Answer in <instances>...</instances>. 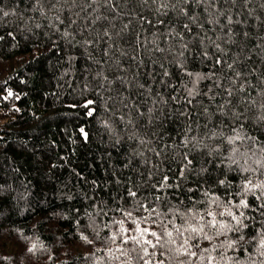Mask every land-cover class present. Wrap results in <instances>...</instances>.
Returning a JSON list of instances; mask_svg holds the SVG:
<instances>
[{
  "label": "trees",
  "instance_id": "obj_1",
  "mask_svg": "<svg viewBox=\"0 0 264 264\" xmlns=\"http://www.w3.org/2000/svg\"><path fill=\"white\" fill-rule=\"evenodd\" d=\"M113 3L121 14L114 28L109 21L116 14L103 6L100 13L108 20L93 25L86 0H0V264H107L100 258L115 246L105 241L110 233L104 225L119 215L117 207L132 203L129 187L140 197L167 196L176 204H187L188 196L202 199L203 189L225 199L231 193L238 202L234 194L251 175L228 167L230 146L222 138L207 139L204 125L223 126L225 135H234L235 127L264 142V0ZM217 16L218 24L208 23ZM105 28L111 40L98 38ZM210 41L220 44L223 60H237L235 70L242 73L233 86V70L226 64L215 69L223 86L233 88L230 98L206 78L217 54ZM185 70L205 76L196 84L199 95L188 96L195 78ZM185 136L203 139L207 147H184ZM217 146L219 153L212 151ZM249 148L258 144L245 141L241 151ZM184 152L193 171L180 180ZM164 175L173 187L156 192L152 185ZM247 200L250 208L241 209L247 227L240 234L250 242L228 250L221 264L264 261L257 252L264 234V209L258 206L264 200L252 194Z\"/></svg>",
  "mask_w": 264,
  "mask_h": 264
},
{
  "label": "snow or ice",
  "instance_id": "obj_2",
  "mask_svg": "<svg viewBox=\"0 0 264 264\" xmlns=\"http://www.w3.org/2000/svg\"><path fill=\"white\" fill-rule=\"evenodd\" d=\"M59 2V0H57ZM76 0H73L75 3ZM147 2V0H145ZM155 2V0H154ZM179 2V0H178ZM188 0H184L187 3ZM211 4L215 0H197V3ZM234 2V0H233ZM97 5V7H93ZM100 6L105 7L111 12L115 13L116 16L113 17L112 21H109V26L115 27V18L119 17L121 14L117 11V6L114 5L113 0H86V7L84 11L90 17L91 23L94 25L98 21L108 20L107 15H102L100 13ZM162 7H167L163 4ZM175 7V6H173ZM87 9H91L88 13ZM159 11V9H157ZM207 11V8L205 9ZM187 15V13H184ZM5 16L8 15L7 12L4 13ZM212 14L209 13V16ZM223 15V12L218 14ZM79 16V13H77ZM218 16L215 20L209 19L208 23H219ZM59 19V17H57ZM195 21L196 17H192ZM62 22V21H61ZM151 23V21H147ZM163 21H161L162 23ZM72 23H76L75 20ZM131 23V21H129ZM233 20L231 16L227 17V24L231 25ZM128 24L123 27L128 28ZM186 30L190 31L188 24L183 26ZM221 27H224L221 25ZM67 35V33H65ZM119 35V33H117ZM246 36L247 33H244ZM232 29H228V39L231 40ZM98 38H106L111 40V33L108 28L103 31L102 37L98 34ZM220 39V37H217ZM85 43H92V41H85ZM203 43V40H201ZM210 44L216 49V58L213 61V71L206 74V78L209 79L216 89H222L227 96L230 98L233 95L232 87H224L223 81L219 76L216 75L215 69L217 66L225 65L227 69L233 70L235 75L231 80L233 86L236 85L237 80L242 76L240 71L235 70V65L237 60H233L231 63L222 59L223 49L219 43L215 41H210ZM184 49H187V44L182 45ZM159 52H163L164 49L157 47ZM105 54H107L108 49H104ZM178 56L183 57L184 52L181 51L177 53ZM203 56L207 60H211L212 57L205 50L203 51ZM135 59V57H133ZM183 68V64H179ZM163 67V65H161ZM185 74L189 77H194L193 88L188 90V96L194 97L199 95L196 91V84L205 76L200 73H192L185 70ZM163 75L167 77L169 73L165 70ZM106 81L107 77H103ZM143 87V85H141ZM239 91H245L244 85L241 84ZM208 92H213V87L209 86ZM9 96L12 95L11 92L8 93ZM175 99V97H173ZM215 99V96H212ZM230 102V101H229ZM88 104L93 103V101H88ZM191 103V99L187 101ZM221 113L223 114L224 105L219 106ZM264 107V105H261ZM89 115L92 114L90 110ZM205 114H207V109H205ZM236 116V114H233ZM237 119L239 117L237 116ZM264 119V117H262ZM199 127V125L197 126ZM205 129L210 133L206 135L209 140L222 138L230 146L229 156L225 159L229 160V168L235 166L241 173L251 174L245 177L241 182L240 191L236 192L234 195L240 197L238 202L232 199L233 194H229L227 199L216 194L211 189H203L201 192L202 199H195L192 196H188V203L185 204L183 200H180L179 204L173 203L170 197L161 195H150L149 197H140L137 191H134L131 187L127 189V198L132 201L130 206L124 207L119 206L115 209L118 216L114 215L109 218V222L104 225L105 228L109 230L110 235L105 237V241L109 245H114L115 247L109 246L105 253V257H101V260L107 261V264H112V261H119L120 264H133V254H135L136 264H166L167 261H174V264H221V261L225 259V253L230 250H238L237 245L242 243H248L250 241H245V237L240 234L242 230L247 227L243 223V219H246L244 211L241 209H249L250 205L247 200V196L252 194L255 196L256 200H264V142H258L256 138L242 135L238 128H233L232 132L234 135H225L223 131V126L214 127L208 129L207 123L204 125ZM242 127V125H241ZM83 131V130H81ZM191 131V129H189ZM245 141H252L253 144H258L257 148H249L245 151H241V146ZM240 142V145H237ZM143 143V141H142ZM193 144L194 148L204 147L203 139H197L193 136L189 139L185 136L182 144L187 147L188 144ZM212 151L220 152L221 149L217 146ZM259 153V154H258ZM211 154V153H210ZM157 156L160 155L159 152L156 153ZM243 161V163H241ZM193 164L192 159L189 158V153L184 152L183 154V164L179 170V179L183 180L185 178L186 171H193L190 167ZM207 169H201L200 172H206ZM200 174V173H197ZM151 179V176H149ZM169 176L164 175L158 184H153L152 188L156 192H160L167 188H172L173 185L168 183ZM217 183L221 186L225 185L224 179H219ZM179 187V184L175 185ZM202 188V186H201ZM201 188H188V192L201 191ZM257 191L259 195H257ZM124 200L125 198H121ZM259 208L264 209V203H261ZM234 209L236 211H234ZM107 215V213H105ZM227 218V219H226ZM230 233L239 234L236 238H230ZM97 235H99L97 233ZM224 237L223 240L220 238ZM87 240V237H83ZM253 240L256 238L253 237ZM92 243V241H88ZM207 243V246H202ZM36 245L33 244L28 251H33ZM264 234L260 235L258 241L257 252L264 257ZM96 251H101L97 248ZM220 252L219 258L215 255ZM157 257H162L161 259H156ZM227 260H232L233 257H227ZM264 264V261H261Z\"/></svg>",
  "mask_w": 264,
  "mask_h": 264
}]
</instances>
